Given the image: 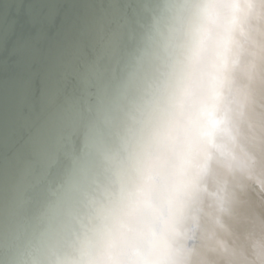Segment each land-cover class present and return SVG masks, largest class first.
Returning a JSON list of instances; mask_svg holds the SVG:
<instances>
[{"label": "bare ground", "instance_id": "6f19581e", "mask_svg": "<svg viewBox=\"0 0 264 264\" xmlns=\"http://www.w3.org/2000/svg\"><path fill=\"white\" fill-rule=\"evenodd\" d=\"M262 5L0 0V264H264Z\"/></svg>", "mask_w": 264, "mask_h": 264}, {"label": "water", "instance_id": "95a60500", "mask_svg": "<svg viewBox=\"0 0 264 264\" xmlns=\"http://www.w3.org/2000/svg\"><path fill=\"white\" fill-rule=\"evenodd\" d=\"M262 7H264V5H262ZM243 23H244V21L242 19L240 21L239 20L237 21V23L234 26V30L232 32V35H234V38L230 39V41L228 42L229 46H230V50H229L230 55H229L227 61L230 63L232 62L233 64H238L240 62L241 55L243 54L242 53L243 48L247 44V40H248L247 37L245 36V25H243ZM263 32H264L263 27L258 25L257 29H256L257 41H258L259 37L263 34ZM200 42H202V41H200ZM235 49H236V51L237 50L239 51V54L235 53ZM254 54L256 56L254 59L255 63H256L257 59L259 58V54H261V50L259 49L257 44H256V48H254ZM252 65H253V63H252ZM254 68H256V66H254ZM251 187L253 189H256L255 194L257 195V197L264 198V189H262L258 183L253 182L251 184ZM257 201H258V198L253 201L255 206L257 204ZM263 207H261V209H263ZM204 213H206L205 215L206 216L208 215V217H209V211L206 212V210H205ZM262 215H263L262 216V224H260V222L258 224H259V227L264 232V213ZM222 251L223 250H220L216 255L220 254V252H222ZM233 256L236 258L238 257L237 253H235ZM210 258L211 257H206V260H204L205 262L199 261L197 264H206V263H208V264H228V257H221L220 258V257L215 256V254H214V257L212 259H210ZM232 259L233 258H231V260Z\"/></svg>", "mask_w": 264, "mask_h": 264}]
</instances>
